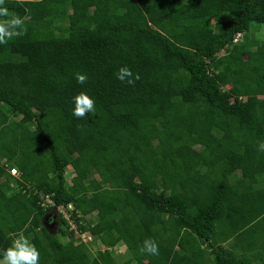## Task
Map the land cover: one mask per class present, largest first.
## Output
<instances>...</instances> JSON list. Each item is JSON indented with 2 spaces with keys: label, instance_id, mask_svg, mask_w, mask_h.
<instances>
[{
  "label": "trees",
  "instance_id": "obj_1",
  "mask_svg": "<svg viewBox=\"0 0 264 264\" xmlns=\"http://www.w3.org/2000/svg\"><path fill=\"white\" fill-rule=\"evenodd\" d=\"M0 7L26 29L0 44V259L22 233L39 264H115L117 244L123 264H264V0ZM81 91L96 111L77 118ZM68 205L105 251L68 232Z\"/></svg>",
  "mask_w": 264,
  "mask_h": 264
},
{
  "label": "clouds",
  "instance_id": "obj_2",
  "mask_svg": "<svg viewBox=\"0 0 264 264\" xmlns=\"http://www.w3.org/2000/svg\"><path fill=\"white\" fill-rule=\"evenodd\" d=\"M4 2L5 0H0V5H3ZM0 17H4V19H0V44H7L8 41L14 37L24 35L26 29L24 27L25 22L22 18L15 13H9L6 7H0ZM75 78L81 85L85 84L88 79L86 74H82L80 72L75 74ZM116 78L121 82H126L127 84L132 85L140 79V76L138 73L134 74L127 67H121L116 72ZM73 101L74 108L72 110V115L74 117L83 118L85 115L95 113L96 111L94 100L83 91L74 96ZM259 150L264 151V141L259 143ZM7 170L14 178L19 177V171L16 167H12ZM11 170H15L17 175L13 174ZM47 217L50 216L47 215L45 219H47ZM55 218L56 214L54 216V219ZM95 240L97 241L98 239L95 238ZM109 249V251L112 252V255L118 253V251L115 250V247H111ZM94 250L95 252L99 251L96 249ZM140 251L142 254L147 253L150 255H159V246L153 239L149 238L143 242ZM39 259V251L29 241V239L21 233L13 240L11 246L4 250L2 259H0V264H39Z\"/></svg>",
  "mask_w": 264,
  "mask_h": 264
},
{
  "label": "built area",
  "instance_id": "obj_3",
  "mask_svg": "<svg viewBox=\"0 0 264 264\" xmlns=\"http://www.w3.org/2000/svg\"><path fill=\"white\" fill-rule=\"evenodd\" d=\"M11 172L15 175H17V172L15 170H11ZM42 200V206H53V201L48 196H41ZM72 207L68 205L67 207L59 206L56 209V212L60 215H62L64 221L68 225V232L72 233L74 236L78 237L79 243H84L86 247L90 246H98L96 250L99 251H105L104 248H102L100 242L98 240L96 241L93 235H91L89 232H80L79 231V225L76 223V221L72 218ZM81 224V223H80ZM110 250V249H108Z\"/></svg>",
  "mask_w": 264,
  "mask_h": 264
},
{
  "label": "rangeland",
  "instance_id": "obj_4",
  "mask_svg": "<svg viewBox=\"0 0 264 264\" xmlns=\"http://www.w3.org/2000/svg\"><path fill=\"white\" fill-rule=\"evenodd\" d=\"M262 25V24H261ZM253 34L255 35L256 38H259V39H264V25L261 26V27H257L254 31H253ZM68 172H70V170H68ZM49 218V217H47ZM90 218V217H89ZM50 232L51 233H55L56 232V219H54V222L52 223V226H51V229H50ZM14 239H12V242H13ZM98 247V246H97ZM96 246H90L88 247V249L90 250L89 253L91 254H95V250L97 248ZM125 246H122L120 248V251L123 252L122 253V257L119 259V263L120 264H123V262L126 260V249L124 248ZM119 249V248H118ZM116 255V254H115ZM114 255V256H115ZM118 255V254H117Z\"/></svg>",
  "mask_w": 264,
  "mask_h": 264
},
{
  "label": "crops",
  "instance_id": "obj_5",
  "mask_svg": "<svg viewBox=\"0 0 264 264\" xmlns=\"http://www.w3.org/2000/svg\"><path fill=\"white\" fill-rule=\"evenodd\" d=\"M43 226L45 227V228H48L49 230L51 229V226H52V222H49L47 219H44L43 220ZM122 246H124L123 244H117L116 246H115V250L116 251H118V253H115V254H113L112 256H113V260H114V262H115V264H120L118 261H119V259L122 257V253L123 252H121L120 251V248L122 247ZM119 248V249H118ZM125 248V247H124ZM118 254V255H117ZM115 255V256H114ZM125 256V255H124Z\"/></svg>",
  "mask_w": 264,
  "mask_h": 264
}]
</instances>
